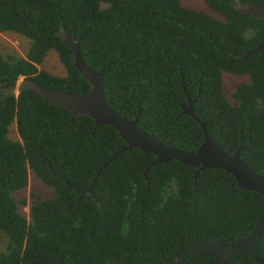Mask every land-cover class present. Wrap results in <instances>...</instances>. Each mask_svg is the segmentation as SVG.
<instances>
[{
	"label": "trees",
	"instance_id": "obj_1",
	"mask_svg": "<svg viewBox=\"0 0 264 264\" xmlns=\"http://www.w3.org/2000/svg\"><path fill=\"white\" fill-rule=\"evenodd\" d=\"M221 17L182 0H0V32L25 37V56L0 46V264H176L196 241L233 245L264 218V195L238 187L233 174L133 148L106 162L126 141L110 124L33 90L7 95L1 86L26 76L76 95L91 83L74 62L61 31L80 39L85 65L102 73L106 100L163 143L198 150L206 124L229 154L264 174V19L237 3L204 0ZM57 53L66 74L44 67ZM224 72L247 77L233 93ZM198 97L195 116L183 113ZM15 123L19 139L11 138ZM34 172L53 190L19 197ZM93 189V193L90 191ZM28 207V211L24 210ZM258 256L264 261V235ZM184 264H222L191 254ZM228 264H257L248 254Z\"/></svg>",
	"mask_w": 264,
	"mask_h": 264
},
{
	"label": "water",
	"instance_id": "obj_2",
	"mask_svg": "<svg viewBox=\"0 0 264 264\" xmlns=\"http://www.w3.org/2000/svg\"><path fill=\"white\" fill-rule=\"evenodd\" d=\"M237 8L242 12L264 19V6L257 2H238ZM61 36L73 50L75 65L91 83L92 89L90 93L86 95H76L55 88L43 87L39 83L23 75L17 80L3 84L1 90L7 95L15 96L25 90H33L42 95L46 100L60 107L69 109L72 117L77 115H88L95 120L96 127H100L104 124L115 126L126 141V145L118 150L106 162L104 167L110 162H113L123 152L132 150L133 148H140L144 152L154 153L157 156L156 160L146 168L145 175H147L148 170L156 164L178 160L189 167L196 168V177L207 169H223L233 174L239 188L256 191L264 195V174L256 172L242 160L241 148H238L233 154L227 153L222 146L210 136L205 123H201L204 128V139L202 144L197 151L186 152L184 149L167 145L157 137L142 130L139 125L140 112L136 118L131 120L117 114L106 100L103 89L102 73H96L90 70L81 58L80 39L74 40L66 31H61ZM262 49H264V39L252 52L245 53L241 57H248L253 52H258ZM197 100L198 97L189 98V104L184 106L183 113L195 116L194 108ZM90 191L92 192L93 189ZM263 235L264 218L259 221L254 231L249 236L241 239L236 244L216 245L202 241L194 242L179 254L176 264H184L185 259L191 254L216 258L222 264H228L234 256L241 253L251 256L257 264H264V261L258 256L260 239Z\"/></svg>",
	"mask_w": 264,
	"mask_h": 264
},
{
	"label": "rangeland",
	"instance_id": "obj_3",
	"mask_svg": "<svg viewBox=\"0 0 264 264\" xmlns=\"http://www.w3.org/2000/svg\"><path fill=\"white\" fill-rule=\"evenodd\" d=\"M182 2L187 7L204 10L215 17H221V15H219L215 10L208 7L204 0H182ZM0 46L5 53L25 56L29 48V41L25 37L11 31L0 32ZM44 67L57 74H66L65 67L63 66L58 54L53 53V51H50L46 57ZM223 79L224 90L228 93V98L233 101V93L235 92L234 89H236V86L241 81H246L247 77L224 72ZM10 129H12L10 134L11 138L19 139L15 123L10 126ZM32 193L44 198L53 196L52 188L45 184L34 172L30 173L28 186L19 193V197H26L27 199H30ZM24 210L27 212L28 207H25Z\"/></svg>",
	"mask_w": 264,
	"mask_h": 264
}]
</instances>
